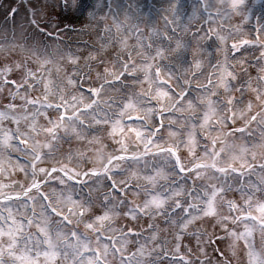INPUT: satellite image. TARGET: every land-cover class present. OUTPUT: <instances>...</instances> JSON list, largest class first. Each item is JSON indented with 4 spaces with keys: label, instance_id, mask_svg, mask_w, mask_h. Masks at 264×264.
<instances>
[{
    "label": "snow or ice",
    "instance_id": "obj_1",
    "mask_svg": "<svg viewBox=\"0 0 264 264\" xmlns=\"http://www.w3.org/2000/svg\"><path fill=\"white\" fill-rule=\"evenodd\" d=\"M245 7L203 0L184 19L180 0H169L171 18L149 43L133 26L142 49L155 46L136 52L143 63L69 52L72 71L55 92L44 76L51 61L38 53L49 38L63 42L60 24L33 12L38 66L15 63L11 80L13 68L0 69V176L9 177L0 180V264H264V24L249 39L230 24L221 34ZM188 32L212 48L232 39L206 74L196 51L187 58ZM39 85L42 97L31 94ZM108 89L117 95L105 98ZM253 126L260 142L225 158L235 138L254 139ZM174 127L177 139L162 134ZM73 137L81 148L65 154Z\"/></svg>",
    "mask_w": 264,
    "mask_h": 264
},
{
    "label": "rangeland",
    "instance_id": "obj_2",
    "mask_svg": "<svg viewBox=\"0 0 264 264\" xmlns=\"http://www.w3.org/2000/svg\"><path fill=\"white\" fill-rule=\"evenodd\" d=\"M198 1L180 0L184 9V19L191 14L192 5ZM263 1L246 0V7L244 9L246 18L241 20L239 16H233L230 22L227 20L222 21V27L228 28L229 33H231L232 28L229 24L238 26L243 29L239 38L250 37L252 30L248 23L252 22L257 10H259L256 12L258 24H264ZM168 4L169 0H111L110 5L107 7L105 0H77L75 6H73L72 0H0V69L5 66L12 67L13 73H10L8 78L16 79V75L14 74L17 71L14 67L15 63L27 58L30 61L29 67H33L35 70L38 66L36 57L32 56L34 45L37 44L39 39L34 35L33 26L30 24V18H32L34 11L44 22L51 21L53 25L60 24V39L63 42L57 43V41L50 38L47 48H45V43L40 44L38 53L40 56H47L51 61V63L44 66L47 69L44 72V76L46 82H49V88L53 92V82L55 79L59 83V88H64L67 84L66 73L72 71V62L67 58L69 52H74L77 55L83 53L85 56L91 52L98 58L97 63L101 61L114 63L118 58L122 60L135 59L137 64L143 63L144 57L136 56V52L147 50L150 54H154L155 46L152 49H142L140 42H138L139 37L134 34L135 28L133 26L138 27L144 33L143 43H149L152 29L155 27L163 30L164 17L168 16L169 19L171 18L170 13L165 11L168 8ZM5 8H8L7 12L4 11ZM11 8L18 9L15 16H13ZM213 14L215 15V13ZM118 22H122L124 25L119 30L117 29ZM48 30L51 31V28ZM65 30L70 31L64 35ZM189 33L192 35L191 32ZM229 33L228 31L225 32L224 29L221 31V34L225 36H228ZM113 35L116 36L115 41H111V36ZM235 35L233 33V36ZM187 40L190 42L188 38ZM230 40L232 41L229 38L227 44H225L217 38L216 47H209V57L211 55L215 56L217 53L219 54L216 56L220 57L223 55L224 57L222 50L226 46L228 47ZM194 44H197L196 40H194ZM203 44L204 42L201 40L198 46L204 48ZM163 46L167 47V44ZM171 46L175 47V41H172ZM192 48L197 52V59H201L204 62L205 59L209 58L206 52H199V48L195 46L191 47V50L189 49L192 53L194 52ZM217 48L221 50L218 51L216 50ZM129 53H131V56H129ZM190 55L192 56L191 60H193V55ZM157 60H161V58L158 57ZM163 62L167 63L168 60L165 59ZM203 62L202 65H205L206 63ZM104 66H110V63H106ZM252 67H256V65L253 64ZM99 71H103V67ZM93 74L95 75V73ZM251 74L255 75L254 71ZM136 75L143 80V72H139ZM68 87L70 89V86ZM148 87V83L145 82L144 88L147 89ZM33 90L37 96H43L44 94L43 85H39ZM137 91H139V85H137ZM114 95H117V93L108 89L105 93V98ZM188 111L190 110H186L187 113L185 115L188 114ZM253 129L255 132L254 139H248L247 137L235 138L229 145V150L224 153V155L226 154L225 158L230 157L232 152H239L241 147L246 143L250 145L260 142L261 136L259 131L255 129V126H253ZM175 130V127L172 129L165 128L162 134L166 138L177 139V137L170 136V133ZM109 143L111 141H104V145ZM101 147L100 144L96 145V148ZM79 148H81V142L77 141L74 137L63 144L65 154L70 149L75 151ZM103 150L111 151V148L104 147ZM182 151L186 153V149H182ZM96 155V152L92 153L93 159H95ZM92 162V160L88 161L89 164ZM48 163L50 161H46L42 166H46ZM8 179L7 174L0 176V180L4 182H7ZM12 179L23 180L24 177L22 173H14ZM204 226L209 227L207 224ZM256 239L258 242V233L256 234Z\"/></svg>",
    "mask_w": 264,
    "mask_h": 264
}]
</instances>
